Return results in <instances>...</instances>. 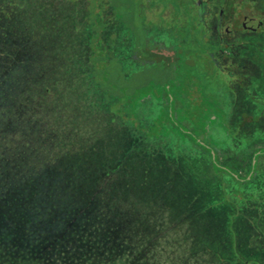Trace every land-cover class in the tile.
<instances>
[{
	"label": "rangeland",
	"instance_id": "obj_1",
	"mask_svg": "<svg viewBox=\"0 0 264 264\" xmlns=\"http://www.w3.org/2000/svg\"><path fill=\"white\" fill-rule=\"evenodd\" d=\"M44 1L55 3L63 16L71 82L81 84L77 94H66L67 101L82 106L77 122L83 135L101 146L108 142L110 152L116 149L117 127L105 121L104 113L116 112L122 103L128 119L147 130L131 132L142 141L123 136V148L148 143L156 157L140 156L131 195L123 190L115 199L114 184L91 187L66 211L53 213L57 221L45 222L44 237L38 239L52 243L43 264H64L65 258L67 264H142L147 245L153 251L145 264H238L235 255L246 264H264V157L253 155L264 146V116L236 125L238 96L233 88L227 92V75L207 55L211 36L197 29L191 1ZM251 38L264 41V32ZM261 94L257 101L264 99ZM166 95L167 108L156 103ZM255 109L248 101L249 115ZM113 120L123 123L119 113ZM194 138L227 169L223 185L209 157L189 141ZM75 159V166L80 162L87 171L110 163L97 149ZM228 173L238 179L247 174L246 180ZM71 217L76 219L72 225ZM46 254H37L39 261Z\"/></svg>",
	"mask_w": 264,
	"mask_h": 264
},
{
	"label": "trees",
	"instance_id": "obj_2",
	"mask_svg": "<svg viewBox=\"0 0 264 264\" xmlns=\"http://www.w3.org/2000/svg\"><path fill=\"white\" fill-rule=\"evenodd\" d=\"M64 28L63 16L55 3L0 1V264H43L52 243L38 239L44 237L42 227L45 222L57 221L53 213L59 214V209L66 211L67 205L82 198L83 192L91 187L102 189L106 184H114L115 199L121 197L123 190L131 195L133 181L138 177L135 170L141 163L138 161L142 159L140 156L144 152L150 160L156 157V151L147 148L148 143L140 149L130 145L129 150L123 148V136L142 141L133 133L147 130L146 126L128 119L122 103L116 112L105 109L107 113H104L108 116L105 121L117 127L116 149L110 152L108 142L101 146L93 136L83 135L77 122L82 118V106L78 101H67V95L77 94L81 84L71 82L74 74L63 50ZM144 102L146 99L138 104L137 111L144 108ZM156 103L167 108L169 100L161 98ZM66 110H71V116H67ZM118 113L123 118L120 126L113 120ZM83 137L87 142L79 143ZM111 139L113 141L114 136ZM189 141H194L193 144L209 157L212 169L217 177H221L223 185L227 169L218 163L209 147L196 144L195 138ZM78 143L86 149H79ZM96 149L105 152L110 162L108 166H95L89 171L84 170L80 162L78 167L75 166L76 155L79 157L85 151ZM51 153L53 155L49 156ZM95 172L97 179L93 177ZM246 176L243 174L242 179L230 177L243 182ZM70 220L71 225L76 222L73 217ZM33 245L32 254L30 246ZM152 251V246L144 247L140 258L142 264H145L144 257ZM38 252H47L43 262L39 261ZM50 260L58 262L52 257ZM69 260L62 261L67 264ZM234 261L238 264L247 262L237 255Z\"/></svg>",
	"mask_w": 264,
	"mask_h": 264
},
{
	"label": "flooded vegetation",
	"instance_id": "obj_3",
	"mask_svg": "<svg viewBox=\"0 0 264 264\" xmlns=\"http://www.w3.org/2000/svg\"><path fill=\"white\" fill-rule=\"evenodd\" d=\"M190 1L197 29L203 31L205 38L211 36L207 55L227 75L224 79L227 92L233 88L238 96L240 115L236 125L243 124L246 117L264 116V99H256L259 93L264 98V41L250 39L264 32V0ZM164 98L170 102L168 95ZM248 101L256 105L252 115L247 111ZM255 154L264 157V146L258 145ZM245 167L248 166L245 164Z\"/></svg>",
	"mask_w": 264,
	"mask_h": 264
}]
</instances>
